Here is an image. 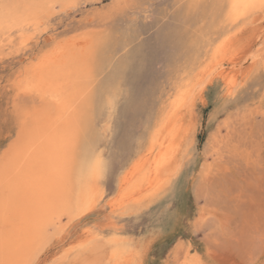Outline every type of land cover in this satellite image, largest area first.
I'll return each instance as SVG.
<instances>
[{"label": "rangeland", "instance_id": "rangeland-1", "mask_svg": "<svg viewBox=\"0 0 264 264\" xmlns=\"http://www.w3.org/2000/svg\"><path fill=\"white\" fill-rule=\"evenodd\" d=\"M226 5L0 0L15 9L0 19V168L37 117L53 114L51 98L30 88L37 63L69 39L84 46L64 211L32 264H264V56L228 64L254 48L264 10L233 19ZM217 63L189 108L183 91ZM147 154L145 167L178 157L175 175L153 185L128 175Z\"/></svg>", "mask_w": 264, "mask_h": 264}, {"label": "bare ground", "instance_id": "bare-ground-1", "mask_svg": "<svg viewBox=\"0 0 264 264\" xmlns=\"http://www.w3.org/2000/svg\"><path fill=\"white\" fill-rule=\"evenodd\" d=\"M260 3L261 0H227L226 6L229 16L236 19L260 9ZM14 11L11 6L0 7V19L15 16ZM263 14L264 12L260 15L262 19ZM74 39H69L65 44H57L37 63L32 75L33 80H30L33 83L30 88L51 98L54 103L53 114L48 117L43 113L41 117H37L32 129L24 134L23 143L12 152L8 163L0 168V264H32L48 240V228L59 222L60 214L64 211L67 191L64 189L67 171L65 168L70 154L69 143L75 137L71 110L74 108V102L80 97V91L84 89L87 78L82 57L84 46ZM253 39L254 48L246 53L245 59L241 53L229 59L228 64L232 70L240 69L244 62L264 56L263 27L259 26ZM241 58L243 62L238 65L237 62ZM222 67V63H217L193 88L185 89V102H189L194 92L205 85L206 79ZM237 72L239 71H235L232 77L227 76L226 92L229 95H232L238 86ZM154 143L155 141L150 140L148 154L153 153L151 150ZM145 156L136 158L128 175L137 171L145 182L153 185L163 180V177L168 181L179 167L178 157L173 154H167V157L162 159L152 158L147 167L145 164L150 156ZM126 181L123 179V183ZM158 188L160 190V187Z\"/></svg>", "mask_w": 264, "mask_h": 264}, {"label": "snow or ice", "instance_id": "snow-or-ice-1", "mask_svg": "<svg viewBox=\"0 0 264 264\" xmlns=\"http://www.w3.org/2000/svg\"><path fill=\"white\" fill-rule=\"evenodd\" d=\"M258 7L260 8V9H262V10H264V0H261V3L258 5ZM195 98V96L192 98V99H194ZM192 99L190 100V102H189V108H191V103H192ZM202 179H203V174H202ZM91 202V197L89 198V201H88V203H90ZM85 211H87V204L85 205V209H84ZM192 228H193V230L194 231H197V232H199V230H200V222L199 221H196L193 225H192ZM181 247H187V245H180V244H177L176 245V249H174V251H176V250H179ZM142 251V250H141ZM172 254V253H171ZM171 254H170V256H171ZM181 255H183V253H181ZM177 264H180V262L178 261L177 262ZM183 264H203V262L201 261V260H199V259H192V260H187V259H185L184 261H183Z\"/></svg>", "mask_w": 264, "mask_h": 264}]
</instances>
